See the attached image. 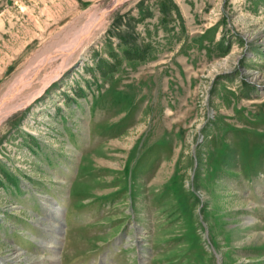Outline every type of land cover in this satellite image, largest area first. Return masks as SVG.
I'll return each mask as SVG.
<instances>
[{
	"label": "rangeland",
	"instance_id": "rangeland-1",
	"mask_svg": "<svg viewBox=\"0 0 264 264\" xmlns=\"http://www.w3.org/2000/svg\"><path fill=\"white\" fill-rule=\"evenodd\" d=\"M70 44L0 122V264H264V0H0V110Z\"/></svg>",
	"mask_w": 264,
	"mask_h": 264
},
{
	"label": "bare ground",
	"instance_id": "bare-ground-1",
	"mask_svg": "<svg viewBox=\"0 0 264 264\" xmlns=\"http://www.w3.org/2000/svg\"><path fill=\"white\" fill-rule=\"evenodd\" d=\"M103 16V15H102ZM91 24V23H90ZM88 28L90 27L89 24L87 25ZM88 28L86 27V29L88 30ZM85 29V28H84ZM84 31V30H82ZM81 32V31H80ZM88 32V31H87ZM85 33V31H84ZM83 32L80 33V36L75 39L74 41L77 42V43H80L82 41V37H83ZM74 44V43H73ZM76 44V43H75ZM77 46L74 47V45L70 44L68 48H66L65 50H68V52H66V54L64 55V58L62 60V63H60V65L57 66L56 69L53 70V72L51 73V75L48 77L47 81L38 89H36L34 92H32L31 94H28L26 96L25 99H23L22 101L20 102H16L17 104L14 105V104H11V106L9 107H6V108H3L2 110H0V122L3 121L11 112H13L14 110L20 108L22 105H24L25 103H27L28 101H31L37 94H39L40 92L44 91L45 88L65 69V67L68 65L69 61H70V57L71 55L75 52ZM64 49V48H63ZM62 49V50H63ZM85 49V48H84ZM63 50V51H65ZM55 53H58V51H52L51 54L47 55L45 54L46 58L45 60H43V63L40 64L39 67H37L33 72H31V77L30 75L27 77L28 79H26V81L24 80V83H23V86L22 87H25L27 85H29V83H31L33 81V77L35 78L37 75V73L39 72V70L41 69V67L43 66L44 62L48 59V56L50 57H53V55H55ZM44 57V56H43ZM49 62V61H47ZM33 76V77H32ZM21 87V88H22ZM12 94V93H11ZM8 99H6L7 101ZM2 103H0L1 105ZM4 104V103H3ZM13 105V106H12ZM25 106V105H24ZM3 107V106H2ZM0 107V109L2 108Z\"/></svg>",
	"mask_w": 264,
	"mask_h": 264
},
{
	"label": "trees",
	"instance_id": "trees-1",
	"mask_svg": "<svg viewBox=\"0 0 264 264\" xmlns=\"http://www.w3.org/2000/svg\"><path fill=\"white\" fill-rule=\"evenodd\" d=\"M126 54L131 56V57L133 56V54L130 51H126ZM113 69H114V66L110 65L109 67H107V69H105L104 74H106L108 70H113Z\"/></svg>",
	"mask_w": 264,
	"mask_h": 264
}]
</instances>
